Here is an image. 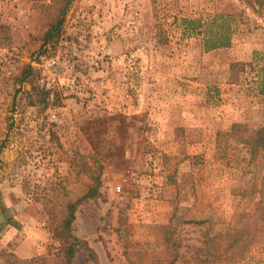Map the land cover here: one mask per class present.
Listing matches in <instances>:
<instances>
[{
	"label": "rangeland",
	"instance_id": "374dc122",
	"mask_svg": "<svg viewBox=\"0 0 264 264\" xmlns=\"http://www.w3.org/2000/svg\"><path fill=\"white\" fill-rule=\"evenodd\" d=\"M53 3L0 0V251L58 264L65 207L99 174L72 264H170L171 234L192 264L189 245L236 233L263 241L221 264H264V152L231 133L264 127V0H75L47 47L72 67L45 88L29 61Z\"/></svg>",
	"mask_w": 264,
	"mask_h": 264
},
{
	"label": "trees",
	"instance_id": "16d2710c",
	"mask_svg": "<svg viewBox=\"0 0 264 264\" xmlns=\"http://www.w3.org/2000/svg\"><path fill=\"white\" fill-rule=\"evenodd\" d=\"M74 1L75 0H54L53 4L44 5L47 11H49L47 14L50 15L48 17V28L41 35L43 47L39 53H47L51 55L48 52L47 47L57 43L64 28L65 16ZM244 66V62H232L230 64L231 74L235 79L237 78V72ZM32 73L35 74L34 70L30 67H26L21 73L18 81H27L32 76ZM31 90L37 98L36 100L31 99L32 104H35L36 102L44 103L49 97V91H44L35 86H32ZM231 133L236 134L235 138L238 142H243L251 148L264 152V127H258L257 129L252 130L245 125L234 124ZM99 184V174L92 175L91 183L88 185L86 192L79 199L67 204L65 207V217H63L60 223L61 243L55 253L58 264H72V260L78 251L81 249H89L85 241L74 235L72 223L75 219L76 208L81 201L100 196ZM189 222L200 223L201 221ZM262 241V237L244 236L239 233L232 234L226 239V247L224 248V251L219 252L214 250L212 238L205 234L200 245H189V251L191 252L190 260L192 264H221L223 262H232L235 259H241L245 256L247 246ZM167 242L174 251V257L170 261V264H174L180 256L179 248L181 247V244L180 241L172 236V234L167 236ZM0 264H43V262H40L39 258H20L11 251H0Z\"/></svg>",
	"mask_w": 264,
	"mask_h": 264
},
{
	"label": "built area",
	"instance_id": "2783aa9c",
	"mask_svg": "<svg viewBox=\"0 0 264 264\" xmlns=\"http://www.w3.org/2000/svg\"><path fill=\"white\" fill-rule=\"evenodd\" d=\"M29 65L38 71L39 81L45 88H53L57 85L66 84L63 81L65 73L62 71V68L67 69L72 67L69 56L61 64L57 56L47 53L35 54L31 57ZM66 80L72 82V78L67 77Z\"/></svg>",
	"mask_w": 264,
	"mask_h": 264
}]
</instances>
